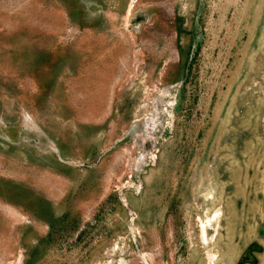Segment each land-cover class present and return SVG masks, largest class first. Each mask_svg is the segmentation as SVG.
Masks as SVG:
<instances>
[{"label":"rangeland","instance_id":"obj_1","mask_svg":"<svg viewBox=\"0 0 264 264\" xmlns=\"http://www.w3.org/2000/svg\"><path fill=\"white\" fill-rule=\"evenodd\" d=\"M0 264H264V0H0Z\"/></svg>","mask_w":264,"mask_h":264}]
</instances>
